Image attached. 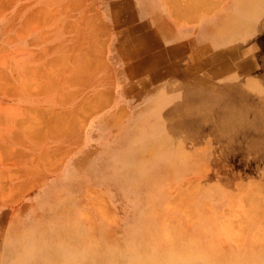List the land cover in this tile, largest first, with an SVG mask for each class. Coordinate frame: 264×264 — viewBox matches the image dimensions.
I'll return each mask as SVG.
<instances>
[{"label":"rangeland","instance_id":"rangeland-1","mask_svg":"<svg viewBox=\"0 0 264 264\" xmlns=\"http://www.w3.org/2000/svg\"><path fill=\"white\" fill-rule=\"evenodd\" d=\"M232 1L212 0L192 18L175 19L208 22L214 31ZM121 3L0 0V264L177 263L147 262L168 251L202 256L192 264H264V161H255L245 137H233L235 148L224 153L203 133L183 144L185 170L159 167L148 178L140 168L106 166L108 146H123L125 128L164 86L127 68ZM226 36L214 40L215 51L240 52L229 72L208 76L215 88L261 72H240L233 62L254 61L263 31ZM180 93L171 91L169 102ZM239 153L242 163L229 157Z\"/></svg>","mask_w":264,"mask_h":264},{"label":"bare ground","instance_id":"bare-ground-1","mask_svg":"<svg viewBox=\"0 0 264 264\" xmlns=\"http://www.w3.org/2000/svg\"><path fill=\"white\" fill-rule=\"evenodd\" d=\"M186 1H182V4L185 2L183 5L175 0L172 1V10L179 18H192L194 15L193 12L198 7L209 6L212 4V0ZM232 3V6H234L232 11L234 12H226L224 15H221L220 25H217L214 31L206 28L207 31L205 34L209 36L211 35L216 44L224 43L228 38L226 35L232 33L241 34V36H239L240 39L251 34L256 36L262 31L264 33V0H233ZM231 4L229 3L228 6L230 7ZM213 25L215 24L213 23ZM254 44L258 48L256 60L260 62L259 66L261 68V72L264 74V36L256 38L254 40ZM262 77L263 78H261V80H257V86H240L243 90L238 88V85L236 83L233 84L231 81L229 85L235 87H230L228 90L222 89L220 86H217L216 88L212 87L211 85L213 84H211L208 79L202 77L193 81H179L178 85L176 84V86H174V89L169 88V93L167 95L170 96L171 91L178 89L182 93L179 95L180 98H175L181 102L169 104L168 106L163 107L165 116L162 115L161 117L159 115V110L161 108L156 106L144 109L142 112L139 111L135 116V122L123 131V135L121 137L123 140V146L118 147L121 145L120 141L108 146V159L107 161L105 160L106 166L110 170H119V168H122L121 170L129 169L132 174L140 168L142 170H146V172L141 170L144 178H148L150 173L156 172L159 167L160 169L163 167V170L174 172L181 169L185 170L187 167L186 165H188L187 162L189 159V153L182 148L184 146V142L197 138L205 132L209 135L212 133L216 139V141L215 139L214 141L218 142V144L222 143L223 137H227V139L230 138L229 140L234 143L235 141L233 139V135L241 133L245 137L244 141H247L246 143H248L247 146H250L249 149L257 152V155H255V161H264V139L254 140L256 136L258 138V133H264V95H262L264 90V75ZM226 101H229L230 104L228 109L223 105V102L226 103ZM242 102H244L243 106L239 107L238 104ZM227 116L229 117L228 122ZM132 132H134V134H132ZM241 153L233 154L229 157L237 158L242 163L243 158ZM191 160L193 161V159ZM69 179L70 174L63 175L59 183L62 184L63 187H66L69 183ZM135 186H139L138 183H136ZM40 201L42 202V200ZM57 206L55 207L57 208ZM10 236L11 235H9V237ZM15 236L17 237V235ZM34 253L36 254L37 251ZM22 256L23 255L19 258ZM165 256L166 257L160 259H150L147 262H151L153 260H175L178 261L175 264H178L180 261H186L189 264H192L190 261L193 260L194 257H198V254H179L175 252H168ZM10 257L11 256H9V258ZM13 257H15L13 259H17V254L13 255ZM200 257L202 256H199L198 260H200Z\"/></svg>","mask_w":264,"mask_h":264},{"label":"crops","instance_id":"crops-1","mask_svg":"<svg viewBox=\"0 0 264 264\" xmlns=\"http://www.w3.org/2000/svg\"><path fill=\"white\" fill-rule=\"evenodd\" d=\"M172 1L160 0L156 4L154 0H125V3H121L124 5L118 7V9L126 11V18L120 26L119 34L124 36L126 44L124 56L126 60H132L131 62L127 61V68L135 69V73H137L136 70H140L142 75L147 74L148 85L157 82L164 84L162 89L158 86V89L163 92L162 95L149 100L142 110L154 106L162 108L181 102L177 99L175 102H169L167 85H178L181 80L193 81L201 77L208 79L213 84L208 76L213 78L214 75H225V72L230 71L231 56L235 58V55L240 52L231 47L228 48L227 53L224 48L215 51L212 36L205 34L208 22L177 21L175 19L177 15L172 10ZM256 58L257 55L253 56L254 61L251 58L235 59L233 65L240 72H245L260 65ZM263 75L262 72H259L255 73L254 77L231 82L236 83L240 89H242L240 86H257V80H261ZM143 82L144 85H147L145 80ZM229 83L230 81H224L218 86L226 90L235 87L230 86ZM170 88L174 89L175 87ZM243 104L244 102L239 103L238 106L241 107ZM223 105L228 109L229 101L223 102ZM228 119L227 116V122ZM233 136L244 137L241 133ZM229 139L223 137L222 143H216L226 150L223 151L224 153H230L229 150L235 148L238 140V138L234 139L235 142L232 143ZM257 139L263 140L264 133H258V138L256 136L254 140Z\"/></svg>","mask_w":264,"mask_h":264}]
</instances>
